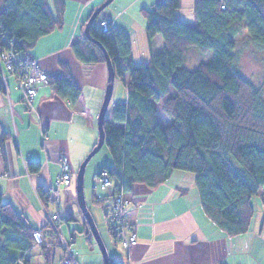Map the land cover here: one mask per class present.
Segmentation results:
<instances>
[{
	"label": "trees",
	"instance_id": "16d2710c",
	"mask_svg": "<svg viewBox=\"0 0 264 264\" xmlns=\"http://www.w3.org/2000/svg\"><path fill=\"white\" fill-rule=\"evenodd\" d=\"M50 1L0 0V51L32 59L40 39L64 27L66 0H54L56 14ZM180 7L181 0H166L142 10L150 46L157 34L165 42L148 63L134 61L128 33L112 24L103 33L99 17L90 29L110 55L116 76H130L128 103L116 105L112 122L104 125L113 165L96 176L108 173L127 195L137 185L154 189L164 184L174 171L188 172L207 217L228 237L241 236L251 232L252 200L264 190V106L257 87L236 69L237 37L246 32L264 49V0H195L194 23L180 19ZM72 46L83 63L106 62L100 46L86 36ZM191 48L204 55L213 52L212 63L189 70L184 62ZM64 68L62 77L49 76V83L75 103L81 91ZM5 94L0 71V96ZM160 107L172 121L164 127ZM7 139L6 134L0 137L3 154ZM30 166L40 167L36 162ZM40 194L47 200V192ZM105 216L115 240L110 213ZM38 230L0 194V264H30ZM38 247L48 259L50 248L45 243ZM109 264L121 263L114 258Z\"/></svg>",
	"mask_w": 264,
	"mask_h": 264
},
{
	"label": "crops",
	"instance_id": "0c3cea01",
	"mask_svg": "<svg viewBox=\"0 0 264 264\" xmlns=\"http://www.w3.org/2000/svg\"><path fill=\"white\" fill-rule=\"evenodd\" d=\"M105 1L66 0L64 27L40 39L31 52L32 59L51 78H61L64 66L69 68L73 83L81 91L75 103L61 96L48 82L38 88V95L29 105L11 75L7 80L8 94L0 96V137L8 135L4 154L0 147V194L35 229L45 233L48 229L42 204H47L49 199L44 200L41 191L46 193L54 187L63 160L68 161L72 171H78L99 142L98 116L109 83L108 66L106 62L83 63L72 45L83 42L86 22ZM165 1L114 0L99 18L107 19L116 30L128 33L134 61L148 63L154 54L165 49V42L163 36L157 34L150 46L142 10L152 9ZM194 1L181 0L179 17L187 23L195 22ZM51 9L56 14V7L53 10L51 6ZM129 82L128 73L124 74V80L116 78L107 121L112 122L116 105L128 103ZM162 114L158 109L159 119ZM35 162L40 165L38 169L30 166ZM112 165L113 162L109 167ZM97 181L96 176L94 188L100 189ZM194 182L192 174L174 171L164 184L154 189L137 185L132 194L126 195L127 215L138 235V243L130 252V263L127 251L111 236L105 216L110 212L113 195L106 191L107 196L99 197L93 192V202L102 201L98 205L107 208L106 222L102 221V228L98 230L108 258H115L121 264H264V222L261 227L252 226L249 233L228 237L207 217ZM72 187L71 183L58 190L63 233L80 264H104L101 248L97 247L91 229L90 234L87 232L85 216L81 213V218L75 214L77 187L75 192ZM45 240L50 258L47 259L46 253L36 245L30 264L61 261L64 251L58 247L57 240L49 234Z\"/></svg>",
	"mask_w": 264,
	"mask_h": 264
},
{
	"label": "built area",
	"instance_id": "2783aa9c",
	"mask_svg": "<svg viewBox=\"0 0 264 264\" xmlns=\"http://www.w3.org/2000/svg\"><path fill=\"white\" fill-rule=\"evenodd\" d=\"M222 8L225 5L222 4ZM99 27L102 32H109L111 23L107 19L99 20ZM0 71H2V81H4L5 92L8 94V77L11 75L17 81L19 91L24 94V101L32 105L33 99L38 95V88L43 84L49 82V74L40 67L35 59L23 58L14 53L13 50L6 52L0 51ZM62 170L59 179L54 187L47 190L48 203L42 204L44 209V216L46 218L47 233L38 230L34 233V240L37 245L44 244L45 238L49 234L58 240V247L64 251L61 261L58 264H80L75 258L72 249H70V242L66 239L62 224L63 217L58 213L59 210V196L58 190L61 186H71L73 181V174L71 166L67 160L62 161ZM97 184L101 189L108 191L113 195L112 206L110 209V226L112 233L115 236L116 243L127 251L128 263H130V252L138 243V235L135 231V226L131 224L127 215V208L129 201L126 193L119 191L112 178L106 172H101L97 177ZM48 206L53 207L50 210Z\"/></svg>",
	"mask_w": 264,
	"mask_h": 264
},
{
	"label": "rangeland",
	"instance_id": "374dc122",
	"mask_svg": "<svg viewBox=\"0 0 264 264\" xmlns=\"http://www.w3.org/2000/svg\"><path fill=\"white\" fill-rule=\"evenodd\" d=\"M50 5L52 6L54 10L56 7L54 0L50 1ZM184 8H188V7L184 5ZM137 27H138L137 33H139L140 32L139 24L137 25ZM139 35H138V41H139V44L141 45L140 43L141 36ZM237 39H238L237 40L238 43H237V49H236L237 50L236 69L237 71L240 72V74L244 78L252 82L254 86L257 87L258 91L260 92V97H261L260 102L264 106V49L253 44L251 40L248 38V36L246 35V32L238 36ZM213 57H214L213 52L207 55H204L198 52L196 48H191L184 63H185V66L189 70H191V69H195L196 67H198L201 63H207V64L212 63ZM144 61L147 62V60H144ZM159 111L162 112V107L159 108ZM160 121L163 127L167 125V123H172V121L168 117H165L164 114L161 115ZM111 161L112 159H111L110 151H108L107 147L104 146L99 151V153L88 162L89 164L85 170L84 184H85V195L87 199V206H89L90 212L92 213V216H94L95 223L98 229L102 228L101 227L102 221L106 222V217L104 216V214L107 211V208H104L102 205L100 206L98 204H95L93 202L92 193L95 192V194L98 195L99 197L107 196V192L101 189V187L100 189L99 188L95 189L97 186L95 184V181H96V175L99 173V171L102 168L109 166L112 163ZM71 172L73 174V181H72L73 187L72 188L74 189V192H75L76 187H77L76 180L78 176L77 174L78 171L71 170ZM179 172H182V171H179ZM252 201H253V207L255 209L253 226L257 224L259 225V227H261L262 223L264 222V190L261 191L259 195L254 196ZM74 206H75V214L76 215L79 214L80 215L79 217L83 218L81 214L82 210L80 206H78V202ZM62 214L63 215L65 214V210H63ZM70 223L73 224L72 221H70ZM64 228L66 229V227ZM94 241L97 247H99V245L96 242L95 237H94Z\"/></svg>",
	"mask_w": 264,
	"mask_h": 264
},
{
	"label": "water",
	"instance_id": "95a60500",
	"mask_svg": "<svg viewBox=\"0 0 264 264\" xmlns=\"http://www.w3.org/2000/svg\"><path fill=\"white\" fill-rule=\"evenodd\" d=\"M114 0H106L105 3H103V5L101 7H99L97 10H95L92 13V17L89 19V21L87 22V26L85 29V35L86 37L92 42L95 43L96 45H99L100 48L102 49L104 56H106V64L108 66V77H109V83L105 94V100L102 104V107L100 108V113L98 116V130L100 131V136H99V142L98 144L94 147V149L91 151V153L88 155V157L82 162L83 164L80 166L79 170H78V176H77V180H76V185H77V192H76V196L78 198V206H80L83 215L86 218L88 227H90L94 237L97 240V243L99 245V248H101L102 251V255L104 258V264H109V260L110 258H108V252L106 250V248L104 247V244L102 242V238L100 237L99 234V230L98 227H96V223H95V219L94 216H92V213L90 212L89 206H87V201H86V195H85V184H84V178H85V170L88 166V162L95 157L99 151L105 146L106 141H105V130H104V125L106 120V115H107V111H108V107L112 101V96H113V92H114V83L116 81V68L113 65V62L110 58V55H108L107 51L104 49V47L102 45H100V43L98 41H96L95 39L92 38V36L90 35V29L93 25V23L95 22V20L100 16L101 12H103V10L105 8H107L108 6H110L111 4H113Z\"/></svg>",
	"mask_w": 264,
	"mask_h": 264
}]
</instances>
